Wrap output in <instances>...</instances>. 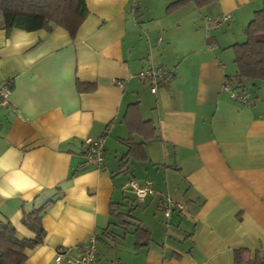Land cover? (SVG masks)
I'll return each instance as SVG.
<instances>
[{"label": "crops", "instance_id": "0c3cea01", "mask_svg": "<svg viewBox=\"0 0 264 264\" xmlns=\"http://www.w3.org/2000/svg\"><path fill=\"white\" fill-rule=\"evenodd\" d=\"M175 1L85 0L73 37L7 32L0 14V86L10 89L0 222L33 238L22 217L44 211L43 241L21 264H56L57 249L75 255L92 236L93 264H233L238 249L264 258V83L240 84L247 103L221 89L236 73L233 27L261 0L168 10ZM223 14L220 28L205 25ZM149 65L170 73L155 93L137 78ZM87 137L103 140L99 166L84 163ZM131 180L155 193L138 201ZM165 198L183 211L165 216Z\"/></svg>", "mask_w": 264, "mask_h": 264}, {"label": "trees", "instance_id": "16d2710c", "mask_svg": "<svg viewBox=\"0 0 264 264\" xmlns=\"http://www.w3.org/2000/svg\"><path fill=\"white\" fill-rule=\"evenodd\" d=\"M213 0H177L168 5V10L192 2L197 7ZM88 13L85 0H0V14L7 32L12 29L35 31L61 27L73 37ZM245 41L231 45L236 73L230 77L238 87L243 82L264 80V0L254 11L251 20L243 29ZM78 90L86 87L77 82ZM92 85H88L91 88ZM43 208L25 213L22 223L34 232L33 238L18 239L14 226L0 222V264H21L26 259L25 250L43 241L45 231L41 225ZM137 232L147 231L138 228ZM233 264H264L258 253L246 249L234 251Z\"/></svg>", "mask_w": 264, "mask_h": 264}, {"label": "built area", "instance_id": "2783aa9c", "mask_svg": "<svg viewBox=\"0 0 264 264\" xmlns=\"http://www.w3.org/2000/svg\"><path fill=\"white\" fill-rule=\"evenodd\" d=\"M206 26L218 29L225 22H228L230 18L229 14H223L220 17H211L206 15L203 17ZM137 78L140 82L148 84L149 90L155 93L160 86L166 85L170 78V73L162 66L149 65L141 69L137 73ZM230 77H225L222 81L221 89L227 92L230 98L235 99L242 103H247L249 97L244 91L238 89V86ZM114 83L118 86H122V82L114 80ZM10 89L7 85L0 86V108L4 107L9 102ZM84 146V163L87 165L99 166L103 162L104 145L103 140L93 139L87 137L83 140ZM127 185L134 191L136 199L142 201L148 194H154L155 190L151 186L150 182H146L144 185H139L136 181H129ZM183 211L184 205L181 202L172 201L169 198H165L163 212L165 216H168L172 209ZM97 252L96 238L90 237L89 241L80 246L76 254H71L68 250L57 249L54 256L56 264H93Z\"/></svg>", "mask_w": 264, "mask_h": 264}, {"label": "rangeland", "instance_id": "374dc122", "mask_svg": "<svg viewBox=\"0 0 264 264\" xmlns=\"http://www.w3.org/2000/svg\"><path fill=\"white\" fill-rule=\"evenodd\" d=\"M262 6V0H261V3L259 4V7H257L258 9L261 8ZM252 18V17H251ZM247 20V19H245ZM251 20V19H249ZM249 20L247 21H244L242 24V26H235L233 27V30L231 33H233V35H235L236 37L235 38H238V41L237 43H240V42H243L245 41V36L243 34V29L246 27V25L248 24ZM229 30L227 29V27H225L223 30H221L219 33H225V32H228ZM231 51H232V48L230 47ZM259 82L261 83H264V80L263 81H260L258 80Z\"/></svg>", "mask_w": 264, "mask_h": 264}]
</instances>
